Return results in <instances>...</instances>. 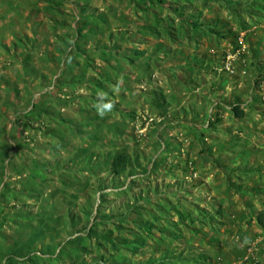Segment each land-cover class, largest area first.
I'll return each mask as SVG.
<instances>
[{"label":"rangeland","instance_id":"rangeland-1","mask_svg":"<svg viewBox=\"0 0 264 264\" xmlns=\"http://www.w3.org/2000/svg\"><path fill=\"white\" fill-rule=\"evenodd\" d=\"M56 1L0 0V264H264V0Z\"/></svg>","mask_w":264,"mask_h":264},{"label":"crops","instance_id":"crops-1","mask_svg":"<svg viewBox=\"0 0 264 264\" xmlns=\"http://www.w3.org/2000/svg\"><path fill=\"white\" fill-rule=\"evenodd\" d=\"M136 54H138V53H136ZM149 67L150 68L147 69V72L144 73V74L148 75V80H147V87L146 88L143 87V90H147L148 91V94H149L148 97H150V98H148V100L150 101V103L156 104V103H158L155 100V98L157 96L156 95L157 93H160V96H161L160 99L163 98V99L167 100L169 94L166 95L165 91H167V92L169 91L170 92V90H173V88H172V85H170L169 83H163V85L159 84L161 88H158L157 85L154 83L155 80L151 79V76H153V75L155 76L156 74H154L155 72L153 71L152 66H149ZM179 70H180V73H183V66H181ZM105 71H108V69H106ZM110 73H111V71L109 70V72H107V74H110ZM117 76H120V77L117 78V84H116V87H115L117 95H116L115 99L119 103L118 106L121 107L122 110H124V111H121L122 112V116L130 114L129 116L134 117L138 113L137 110H138V107L140 106L139 101L136 102L137 103L136 105L134 104L132 107L129 108V106H125L126 105L125 104L126 100L125 99L124 100L119 99V96H123L124 98H127V96H125L124 94H126L128 91L131 92L132 87H135L136 85H138L139 82H141L140 78H138L139 72H138V70L135 69L134 66L123 65L121 68H119L117 70ZM151 80H152L153 83H150ZM160 91H163V92H160ZM205 93H206V91H205ZM170 94H171V92H170ZM106 101H109V100H106ZM167 101L169 102V100H167ZM168 102H167V104H168ZM169 105L170 104L166 105L167 108H169L168 107ZM178 105H179V114H180V117H181V114H183V99L180 100ZM148 106H149V104H148ZM101 107H102V105H101ZM153 108L154 107L151 106L152 110H153ZM207 157L208 156H204L203 154H201V156H200V158L198 160V163L196 165L199 168H205L206 167L205 169H208L210 166H209V164L207 162V160H208ZM221 163H223V162H221ZM222 167H225V166L222 165ZM234 167L235 166H233V169H234ZM234 170H236V169H234ZM230 171H231V169H230ZM261 182H262V184H264V177L262 178ZM246 185H248V183H246ZM250 195H251V197H255V198H251L250 197V200H249V205H251L252 209H253V205H255V204L257 205V201H258L257 198L264 200V191L261 194H259L258 196L252 195V194H250Z\"/></svg>","mask_w":264,"mask_h":264},{"label":"trees","instance_id":"trees-1","mask_svg":"<svg viewBox=\"0 0 264 264\" xmlns=\"http://www.w3.org/2000/svg\"><path fill=\"white\" fill-rule=\"evenodd\" d=\"M53 2H55L57 5H60V2L61 1H56V0H53ZM50 5H54V4H50ZM58 9V8H57ZM234 110V113L237 115V116H241L242 112H238V110L236 108H233ZM125 156L124 153H115L113 155V158L111 160V168L112 170H114L116 173H118L119 171L116 170V167H117V163L119 162V160H121L123 157ZM125 160V157L124 159ZM256 222L257 224L263 229L264 228V205H263V208L262 210H260L257 214H256ZM59 256V255H58ZM58 256L56 257H53L52 259H57ZM47 259V258H46Z\"/></svg>","mask_w":264,"mask_h":264},{"label":"built area","instance_id":"built-area-1","mask_svg":"<svg viewBox=\"0 0 264 264\" xmlns=\"http://www.w3.org/2000/svg\"><path fill=\"white\" fill-rule=\"evenodd\" d=\"M225 67L227 68V69H229V70H233V67H232V65H230V62H228V64H226L225 65ZM136 127V129H139V126L138 125H136L135 126ZM254 250H256L254 247H250L249 249H248V254H250L252 251H254ZM248 256H246V258H247ZM258 262L257 261H255L253 264H257Z\"/></svg>","mask_w":264,"mask_h":264},{"label":"clouds","instance_id":"clouds-1","mask_svg":"<svg viewBox=\"0 0 264 264\" xmlns=\"http://www.w3.org/2000/svg\"><path fill=\"white\" fill-rule=\"evenodd\" d=\"M105 107L108 108V107H111V105H105ZM100 114L103 115V111H101Z\"/></svg>","mask_w":264,"mask_h":264}]
</instances>
